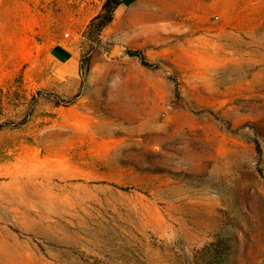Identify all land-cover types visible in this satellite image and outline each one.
Here are the masks:
<instances>
[{"label":"rangeland","instance_id":"rangeland-1","mask_svg":"<svg viewBox=\"0 0 264 264\" xmlns=\"http://www.w3.org/2000/svg\"><path fill=\"white\" fill-rule=\"evenodd\" d=\"M102 4L0 0V264H264V0Z\"/></svg>","mask_w":264,"mask_h":264},{"label":"trees","instance_id":"trees-1","mask_svg":"<svg viewBox=\"0 0 264 264\" xmlns=\"http://www.w3.org/2000/svg\"><path fill=\"white\" fill-rule=\"evenodd\" d=\"M124 4V0H104L102 4L101 12L91 21L90 26H98V31L101 32L106 26H108L112 20L113 16L121 5ZM125 54L129 58L136 59L140 62L141 66L145 68H157L156 64L149 63L144 57L143 53L139 50H125ZM257 151L259 147L257 145Z\"/></svg>","mask_w":264,"mask_h":264},{"label":"crops","instance_id":"crops-1","mask_svg":"<svg viewBox=\"0 0 264 264\" xmlns=\"http://www.w3.org/2000/svg\"><path fill=\"white\" fill-rule=\"evenodd\" d=\"M97 1H101L102 3H103V1L104 0H97ZM122 6V5H121ZM121 6L119 7V8H117V10H116V12L118 11V10H120V8H121ZM115 12V13H116ZM58 48L59 49H55V50H57V57H59L58 59L57 58H55L58 62H59V64H66V65H69V71H68V73H67V77H75V75L77 74V72H78V69H77V67H76V65H75V67H71V66H73L75 63H74V58L73 57H71V56H69L70 55V52H69V50L68 49H66L65 47H63V46H61L60 44L58 45ZM64 59V60H63ZM60 60H62V61H64V62H61Z\"/></svg>","mask_w":264,"mask_h":264},{"label":"built area","instance_id":"built-area-1","mask_svg":"<svg viewBox=\"0 0 264 264\" xmlns=\"http://www.w3.org/2000/svg\"><path fill=\"white\" fill-rule=\"evenodd\" d=\"M65 37H68V34L67 33L65 34Z\"/></svg>","mask_w":264,"mask_h":264}]
</instances>
